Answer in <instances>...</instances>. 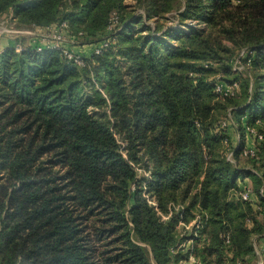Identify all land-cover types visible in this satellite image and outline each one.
<instances>
[{"label":"trees","instance_id":"obj_1","mask_svg":"<svg viewBox=\"0 0 264 264\" xmlns=\"http://www.w3.org/2000/svg\"><path fill=\"white\" fill-rule=\"evenodd\" d=\"M125 1L0 0V20L64 22L74 40L64 48L82 57L0 42V264H178L176 224L196 214L199 264H253L264 238V0ZM242 48L252 53L236 71ZM217 77L238 91L216 93Z\"/></svg>","mask_w":264,"mask_h":264},{"label":"built area","instance_id":"obj_2","mask_svg":"<svg viewBox=\"0 0 264 264\" xmlns=\"http://www.w3.org/2000/svg\"><path fill=\"white\" fill-rule=\"evenodd\" d=\"M10 18V16H8ZM14 22V21H13ZM15 23V22H14ZM118 24V19L115 13H112L109 17L108 25L106 30L110 33L113 32ZM36 28V27H35ZM66 28V24L64 22L59 24H53L46 28H40L39 33L35 34L33 37L26 39L25 41L13 38V48L15 51L19 52L24 49H33L36 51H41L43 48L49 49H63V54L66 56L67 59L74 60L78 65H82V57L79 54H76L68 49L64 48V44L67 41H74L69 39L65 33L64 29ZM113 40L111 38H106L100 41L97 45L92 46V53L93 54H100L104 49L108 48L112 45ZM251 54L252 50H247L246 48H242L238 51L234 61H233V69L234 70H242L243 65L240 63V59L245 57L246 54ZM238 91V84L237 83H224L220 80L215 82V92L220 94L221 96H231L234 95ZM227 124L226 120H223L220 123V127L225 128ZM247 131L255 137V140L261 141L263 136L256 132L253 128H247ZM229 153H226V158L231 159L233 152L232 150H227ZM256 150L254 148H246L244 153H251L254 154ZM240 197L243 200L250 201L253 198L252 190L250 186L246 187L240 193ZM149 202L154 205L157 213L160 215L162 220H166L168 215L160 213L158 210L154 199L149 200ZM200 227V216L196 214L189 222H185L183 219H179L176 224V229L180 232L181 236L185 238L174 248H171V253H176L177 249L183 251V256L186 254L185 259H180L178 264H199L195 258L192 256V251L194 248V239L197 236V231ZM220 237L223 241L224 246L230 245V233L226 228H223L222 232L220 233ZM184 258V257H183Z\"/></svg>","mask_w":264,"mask_h":264},{"label":"rangeland","instance_id":"obj_3","mask_svg":"<svg viewBox=\"0 0 264 264\" xmlns=\"http://www.w3.org/2000/svg\"><path fill=\"white\" fill-rule=\"evenodd\" d=\"M125 3L126 4H133L134 1L133 0H126ZM137 11L141 12V10H137ZM169 16H170V14H169ZM35 34H41V33L32 29L31 26H27V27L18 26L17 24H15L13 22V20L11 18H8V17L0 20V37L4 36V38H5L7 36V38H12V39L16 38V39L25 41L26 39L33 37ZM86 48L87 47H85V45H83V44H77V45L73 46V49L75 51H78V52H83V50L84 49L86 50ZM230 137H231L230 141L233 144L234 139H236V137L238 138V134L235 131H230ZM249 143L252 144L251 139H249ZM254 146H255V144H254ZM226 147H228V145ZM228 149L229 148H227L225 150V155H226V153L227 154L229 153L227 151ZM230 160H233V155H232ZM249 186L250 187L252 186L251 183ZM253 242H254V239H253ZM254 246H255V242H254ZM255 249H256V247H255ZM224 253L227 256L231 255L232 251H230V245L224 246ZM257 259H258V254H257L256 259L254 260L253 264H255ZM186 264H188V263H186Z\"/></svg>","mask_w":264,"mask_h":264},{"label":"crops","instance_id":"obj_4","mask_svg":"<svg viewBox=\"0 0 264 264\" xmlns=\"http://www.w3.org/2000/svg\"><path fill=\"white\" fill-rule=\"evenodd\" d=\"M32 29H34L35 31H39L40 28L32 27ZM8 39L11 38H7V36L5 38L4 36L0 37V42L6 43ZM246 183L247 185H250L251 181L246 179ZM254 242H255L256 252L258 254V259L256 260L255 264H264V238L255 237Z\"/></svg>","mask_w":264,"mask_h":264}]
</instances>
